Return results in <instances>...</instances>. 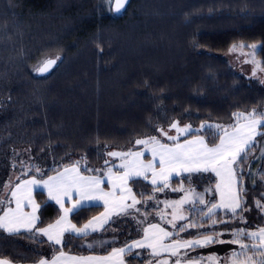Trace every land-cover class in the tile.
<instances>
[{"label": "trees", "instance_id": "1", "mask_svg": "<svg viewBox=\"0 0 264 264\" xmlns=\"http://www.w3.org/2000/svg\"><path fill=\"white\" fill-rule=\"evenodd\" d=\"M240 42L264 45V0H131L122 13L110 11L103 0H0V185L14 171L21 179H46L76 162L82 174L99 176L101 171H85V166L106 172L120 163L107 152L142 150L134 146L135 140L161 138L156 129L169 130L175 121L193 129L201 124L227 126L235 122L234 113L264 110V77L241 71L226 57ZM256 55L264 67L261 47ZM56 56L62 60L55 69L39 76L36 68ZM196 136H204L209 144L218 142L208 130L189 138ZM257 141L253 151L260 157L264 139ZM29 166L31 174L22 176ZM37 167L47 175L41 177ZM262 168L264 158L250 154L242 183L247 224L230 227H264V210L256 206L257 201L264 204ZM197 175L193 183L210 186V175ZM181 182L193 185L182 175L171 180V188ZM140 185L131 184L138 199L172 193L171 188L153 193L143 180ZM36 196L43 221L38 227H44L59 217V208L44 195ZM148 205L144 210L150 219V211L157 208ZM102 211L85 210L73 221L81 226ZM215 218L230 215L221 209ZM139 220L131 218L116 233H108L110 239L118 237L115 247L140 236ZM192 221L202 222L190 206L183 224ZM216 227L224 230L223 225ZM205 231L207 225L174 237L195 238L189 233ZM28 235L11 237L0 231V253L29 263L59 248L42 237L45 243L37 244ZM221 238L231 237L226 233ZM69 248L86 253L72 244L63 250ZM135 252L143 254V264L148 261L146 249ZM126 261L141 264L132 256Z\"/></svg>", "mask_w": 264, "mask_h": 264}, {"label": "snow or ice", "instance_id": "2", "mask_svg": "<svg viewBox=\"0 0 264 264\" xmlns=\"http://www.w3.org/2000/svg\"><path fill=\"white\" fill-rule=\"evenodd\" d=\"M103 3L109 6L110 11L120 13L125 9L128 0H103ZM239 47L244 48L246 45L241 44ZM248 47L255 50L257 45ZM260 47L264 50V45ZM235 49L236 45H233L230 51ZM61 60V56L45 59L36 68V72L44 75ZM252 62L264 71L261 62L255 60ZM255 74L254 71L253 75ZM233 118L235 122L227 126L201 124L198 129H193L191 124L181 126L179 121H175L170 124L169 130L156 129L161 138L150 135L146 139L134 141V146H142V150L107 152L109 157L119 159L120 163L108 167L106 172L85 166V171H101L102 174L99 176L81 174L79 162H76L71 167L64 168L62 172H57L56 175L47 176L46 179H37L36 176L30 179L16 177L14 183L10 178L7 183L0 185V213H2L0 214V231L9 236L27 233L28 239L37 244L45 243L40 237H46L50 247L60 246L56 250L58 254H54L50 259L42 257L37 264H127L126 256H132L133 260L140 258L143 264V254L135 252L136 249L149 250L147 254L151 259L148 260V264H153L154 261L155 264H169L168 257H176L174 264H199L205 259L212 264H220V258L215 253L207 257L188 256L189 251L206 248L213 244H231L238 247L239 251L237 248L229 250L223 264H264V227H257L254 231L238 226L230 227L233 223L247 224V220L242 215L247 210L243 207L246 201L241 195L244 191L243 173L250 154L253 159L264 158V150H261L260 157H257L253 151L259 143L256 138L264 139V110L252 109L247 114L234 113ZM212 129L215 131L212 132ZM173 130L176 134L170 135L169 131ZM202 130H208L211 135L218 137V142L209 144L204 136L189 138L193 133ZM182 136L185 137L183 141H181ZM145 153L150 154L151 158L145 160ZM105 164H109V161L106 160ZM28 170L32 171V168ZM35 171L41 177L47 175L39 167L35 168ZM209 172L214 173L218 181L213 190L206 189V191L218 193L220 197L218 202H206L204 195L196 193L193 188L185 190L183 182L179 188H171L170 182L173 177L183 175L184 180L192 184L194 177L200 178L197 174ZM261 172L264 174V168ZM141 180L151 184L153 193L163 192L169 188L174 192L185 193L180 200L164 202L166 208L173 210L172 219L167 223L176 230L175 233L159 224L149 223L142 229V239H133L131 243L126 239L119 247L114 246L118 242L116 235H113L111 239H105L102 235L98 238L93 236L86 245H81L93 251L97 247L105 251L111 248L106 255H69L63 251V247L71 244L73 240H87L93 233L107 232L106 226L110 227L111 224L117 223L112 220L113 216H128L135 219L133 213L139 214L141 211L137 205H148L149 201L156 199L154 194L148 195L147 200L137 199V194L133 192L130 182L141 186ZM105 186H108L109 190L106 191ZM45 190L48 200L59 205L61 214L54 223L46 227H38V224L43 223L38 215L41 205L36 202L33 193L43 195ZM139 196L143 198L145 192H139ZM66 202L70 206H65ZM186 204L192 205V211L199 213L201 223L192 221L177 225V221L187 219L180 211ZM101 205L105 211L89 219L82 227L72 223L70 217H79L83 211ZM256 206L264 210V204L260 201L256 202ZM25 208H30L31 211H25ZM221 209L226 216L230 215V219L215 218L218 210ZM157 215L164 219L163 213H157ZM146 219L145 216L144 220ZM144 220H139L137 223L142 224ZM209 220L211 224H208ZM218 224L224 226L223 231L216 227ZM205 225L209 231L189 233L195 236L194 239L174 238L179 232H188L189 228H204ZM139 231L140 229H137L138 233ZM226 233L231 238L221 239ZM166 240L170 242L165 243ZM245 240L249 243H245ZM249 251L254 255L248 256ZM134 252L135 255H133ZM163 253H167L168 257L157 259ZM257 255L259 259H256ZM0 264H13V261L0 253Z\"/></svg>", "mask_w": 264, "mask_h": 264}, {"label": "crops", "instance_id": "3", "mask_svg": "<svg viewBox=\"0 0 264 264\" xmlns=\"http://www.w3.org/2000/svg\"><path fill=\"white\" fill-rule=\"evenodd\" d=\"M192 138H195V137H192ZM259 137H257L256 139H258ZM145 160H147V159H150L151 157H150V154H148V153H145ZM68 167H71V166H68ZM65 168H67V167H65ZM64 170V168L63 169H61L60 171H58V172H62ZM115 171V170H114ZM82 174V173H81ZM206 174H208V175H210V186H207V189H209V190H213L214 188H215V184L217 183V181H218V178L215 176V174L214 173H211V172H209V173H202L201 175H206ZM54 175H56V174H54ZM84 175V174H83ZM200 175V174H199ZM53 176V175H52ZM85 176H87V175H85ZM89 176V175H88ZM180 177V176H179ZM31 177H23L22 179H30ZM174 178H178V177H173V179ZM38 179V178H37ZM172 179V180H173ZM212 179L214 180V184L213 185H211V182H213L212 181ZM145 183H147L149 186H151V184L148 182V181H144ZM130 186H131V182H130ZM187 185H186V183L184 184V188L186 187ZM152 187V186H151ZM187 187H191V186H187ZM105 190L107 191V190H109V187L108 186H105ZM134 192V191H133ZM165 192V191H164ZM163 192V193H164ZM207 192V194H205V196H207V198L208 199H206V202H218L219 201V199H220V197H219V194L218 193H215L214 191H206ZM162 193V192H161ZM36 194H37V192H34L33 193V195H34V198H35V200H36V202L37 203H39V201H38V198H37V196H36ZM43 195L45 196V198H46V200H47V202H49V203H52V204H54V205H56L55 204V202L54 201H49L48 200V196H47V191L45 190L44 191V193H43ZM176 195V194H175ZM242 195V194H241ZM156 198H158V197H160V199L159 200H162L163 199V197H164V195H158V196H155ZM138 199V198H137ZM129 203H130V201H129ZM40 204V203H39ZM41 205V204H40ZM14 206V205H13ZM58 208H59V205H56ZM65 206H70L67 202H66V205ZM190 206H192V205H189V204H186V205H184L183 206V208H182V210H183V212H182V214L187 218V208L188 207H190ZM99 207H102L103 208V211L102 212H104L105 211V208L101 205V206H99ZM41 209H42V206H41V208H40V210H39V212H38V215L40 216V211H41ZM181 210V211H182ZM25 211H31V209L30 208H25ZM157 213H160V211H154V212H152V217L149 219L148 217H147V220H146V222L145 223H143V224H141V234H140V236L138 237V238H136V239H142L143 238V231H142V229L143 228H145V227H147L148 226V224L149 223H154V224H159L161 227H163V228H165L166 230H168V231H170V232H176V230L175 229H173L172 228V226L170 225V224H167V223H163V220L164 219H161V217L159 216V215H157ZM0 214H2V213H0ZM61 214V213H60ZM100 215V214H99ZM98 215V216H99ZM165 215V220H169L170 219V217H172V216H170L171 215V213L169 214V213H167V214H164ZM59 218V217H58ZM57 218V219H58ZM132 217H128V216H120V217H116V216H113L112 217V220H115V221H117V223H115V224H111V226L109 227V226H106V227H108V231L107 232H105V233H93V235L92 236H90V237H88L87 238V240H73L72 242H71V244L73 245V246H78L80 249H84V250H86V253H80V252H75V251H72V248H69L68 250H63L65 253H68L69 255H84V256H87V255H106L107 254V252L106 253H99V250H102L101 248H99V247H97L96 248V250L95 251H93V250H91V249H88L86 246L85 247H81V245H86L87 244V242L88 241H91L92 240V238H93V236L94 237H100L101 235L105 238V239H110V238H108V233H111V234H113V233H116L117 232V230H118V228L119 227H123L124 225H126V221L127 220H129V219H131ZM70 219H72V223H74V224H76L74 221H73V218L72 217H70ZM161 220V221H160ZM186 220H184V221H180V223L179 224H183L184 222H185ZM55 222V221H54ZM54 222H52V223H54ZM167 222V221H166ZM179 224H177V225H179ZM77 225V224H76ZM38 226V225H37ZM47 226V225H46ZM46 226H44V227H46ZM83 225H77V227H82ZM113 230H115V231H113ZM4 233V232H3ZM7 236H9L7 233H5ZM11 237H14V236H11ZM42 238H44V239H46L47 240V238L46 237H42ZM175 238V237H174ZM182 238H184V239H194L193 237H190V238H187V237H182ZM175 239H180V238H175ZM129 243H131V240L130 241H128ZM170 241H168V240H166L165 241V243H169ZM223 246H227V244L225 245V244H213V245H210L209 247H206V248H197V249H195L194 251H189V253H188V256L189 257H197L198 255H200V256H203V257H207V256H209V255H212V254H216L219 258H220V264H223V260H224V258L227 256V254H223V252L222 251H217L218 249H220L221 247H223ZM60 247V246H59ZM136 250H145V249H136ZM111 251V250H110ZM149 250H147V252H148ZM183 251V250H182ZM54 254H58L57 253V251H54V252H49V253H46L44 256H43V258H45V259H50ZM149 256V255H148ZM165 257H168V254L167 253H163L162 255H161V257H159V258H157V259H163V258H165ZM149 259H151V257L149 256L148 257ZM169 258V264H174V261H175V259H176V257H168ZM148 259V260H149ZM40 260V259H39ZM39 260H37V261H33V262H29V263H17V262H14L13 261V264H37V262L39 261ZM125 260H126V257H125ZM127 262V261H126ZM128 264V263H127ZM145 264H148V261L145 263ZM153 264H155V261L153 262ZM199 264H212V262H210V261H208L207 259H205V260H203V261H200L199 262Z\"/></svg>", "mask_w": 264, "mask_h": 264}, {"label": "rangeland", "instance_id": "4", "mask_svg": "<svg viewBox=\"0 0 264 264\" xmlns=\"http://www.w3.org/2000/svg\"><path fill=\"white\" fill-rule=\"evenodd\" d=\"M241 44H243V45H246V47H244V48H240L239 47V45H241ZM234 45H236V49H235V51H230V49L232 48V46L230 47V49H229V51L227 52V53H225L226 54V57L232 62V63H234L241 71H243V72H246V73H249V74H253V72L255 71V75L256 76H260V77H264V71H261L259 68H257L256 67V64L255 63H253L252 61L253 60H255L256 62H260V59L257 57V55L256 54H258V52H259V48H260V45L259 44H248V43H243V42H240V43H236V44H234ZM250 45H257V48L255 49V50H253L251 47H248V46H250ZM243 53V54H242ZM50 59H53V58H50ZM246 61H248V62H246ZM58 63H60V61H58L57 62V65H58ZM41 65V64H40ZM39 65V66H40ZM56 65V66H57ZM38 66V67H39ZM55 66V67H56ZM5 67H7V68H9V70H11V68L10 67H8V66H5ZM55 69V68H54ZM10 72V71H9ZM37 73V72H36ZM48 75V74H47ZM169 134L170 135H175L176 133H175V131L173 130V131H171V132H169ZM183 137V136H182ZM181 137V138H182ZM18 154V153H17ZM31 166H29V168H30ZM17 172H15L14 171V173L12 172L11 174H10V176H12V177H8L7 178V181L5 182V183H7L8 181H9V179L11 178V180L15 183L16 182V177H19V176H17V175H19V174H16ZM25 173H27V175L29 176V174H31V171H29L28 169H26L24 172H23V174H22V176L23 175H25ZM13 174V175H12ZM177 188H179V187H177ZM190 187H185V190H188ZM191 188H193L194 190H195V192L196 193H200V194H203L204 195V198H205V201H206V199H208L207 198V196H205V194H207V192H206V189H207V187L205 186H201L200 185V183H198V182H195V183H193V185L191 186ZM172 193H164V197H163V199L162 200H159L160 199V197H158V198H156L155 200H152V202H154V206L157 208V211H160V213H163V214H167V213H171V215L170 216H172V209L171 208H166L165 207V204H164V202L165 201H177V200H180L182 197H184V195H185V193L184 192H174V191H171ZM176 194V195H175ZM158 196V195H157ZM145 204L144 205H140V206H138L137 205V207L138 208H140V213L139 214H137V213H133V215L135 216V217H138L140 220L142 219V220H144V217L146 216L147 217V215H146V211L144 210V208H145ZM182 210V209H181ZM180 210V211H181ZM181 212H183V210L181 211ZM150 214H152V211H150ZM186 216V215H185ZM172 219V217H170V219L169 220H171ZM147 220V219H146ZM146 220H144V222L143 223H145L146 222ZM161 221V220H160ZM166 221H168V220H165V215H164V220H163V223L165 224V223H167ZM142 223V224H143ZM180 223V221H177V224H179ZM168 224V223H167ZM221 239H223V238H221ZM226 245V244H225ZM232 248H237V251H239V249H238V247H235V246H233V245H231V244H227V246H223V247H221L220 249H218L217 251H222L223 252V254L225 253V254H228V252H229V250L230 249H232ZM4 248H2V246H0V252H2V250H3ZM100 251V250H99Z\"/></svg>", "mask_w": 264, "mask_h": 264}, {"label": "water", "instance_id": "5", "mask_svg": "<svg viewBox=\"0 0 264 264\" xmlns=\"http://www.w3.org/2000/svg\"><path fill=\"white\" fill-rule=\"evenodd\" d=\"M130 3H131V0H128V3H127V5H126L125 9L122 10L120 13L124 12V11L127 9V7L129 6ZM54 68H55V67H54ZM54 68H53V69H54ZM53 69H52V70H53ZM52 70H51V71H52ZM51 71H50V72H51ZM50 72H48V73H46V74H44V75H40V74H38V73H37V74H38L39 76H45V75L49 74Z\"/></svg>", "mask_w": 264, "mask_h": 264}]
</instances>
